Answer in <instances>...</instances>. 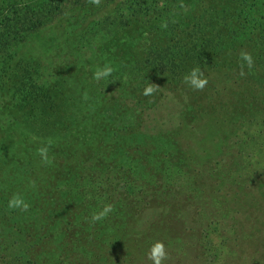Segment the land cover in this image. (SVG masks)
Here are the masks:
<instances>
[{"label":"rangeland","instance_id":"1","mask_svg":"<svg viewBox=\"0 0 264 264\" xmlns=\"http://www.w3.org/2000/svg\"><path fill=\"white\" fill-rule=\"evenodd\" d=\"M2 1L0 264H152L157 240L164 264H264V0ZM241 49L254 60L244 76ZM143 57L157 71L162 127L151 137L142 127L101 132L97 120L112 111L114 127H129L137 103H106L97 84H113L122 64L131 71ZM105 64L111 76L94 80ZM197 66L203 91L182 83ZM89 123L107 157L73 158L75 148L53 140V162L42 164L33 137L43 127L68 134ZM14 193L26 212L7 207ZM105 204L115 211L92 223Z\"/></svg>","mask_w":264,"mask_h":264},{"label":"trees","instance_id":"2","mask_svg":"<svg viewBox=\"0 0 264 264\" xmlns=\"http://www.w3.org/2000/svg\"><path fill=\"white\" fill-rule=\"evenodd\" d=\"M2 0H0V6H3V1L1 3ZM26 1H33V0H26ZM148 57V56H147ZM133 60V59H132ZM151 61V59L149 58L147 60L146 57H143L141 59H139V61H132V69L131 71H127V68L129 66L128 63L122 64V69L119 72V75L116 76V82H114L111 85H105V84H97V87L100 88V90H98V94H100L99 96H101V98L104 96L105 98L108 99V102L106 103H112L113 99L116 98H121L124 101L127 100V98H129V100H132V102L137 103V107L136 108H132L131 113L133 116H135V119H133L130 122V126H126L123 124H120L117 127H114L113 125V121H114V117L118 114L116 111H112V118H108V116H105V118H100L97 120L98 122H102L100 126H103L102 130H100L101 132L105 133V132H116L118 135H122V136H126L128 135L129 132L134 133L136 127L141 128L142 129H146L147 131H150V135L149 137H151V133L157 132L158 127H162V124L160 123V121H157L158 116H155L156 112H155V106L158 103V97L159 94L156 92L154 95L152 96H144L143 93V89L144 87L148 84V83H153V84H158L159 85V79L156 77V69L153 67V63L149 62ZM125 66V67H124ZM125 68V69H124ZM136 74L137 75V80H134L132 83L130 82H126L125 77L126 76H130L132 74ZM5 78H9L7 76V74L5 72H3L0 69V81L4 82ZM126 82V83H125ZM171 82H167V85H170ZM48 90H42L39 94V96H37V98L40 97H46L48 95ZM136 93H138V95H136ZM126 96H128L126 98ZM154 96V97H153ZM33 97V96H32ZM32 99V98H30ZM29 99V100H30ZM157 102V103H156ZM139 104V107H138ZM33 107V105L29 104V107ZM55 112L52 111L51 114H54ZM137 114L134 115V114ZM55 115V114H54ZM111 119L112 122H110L109 120ZM18 122H14V124L10 125L8 128L12 127L17 129V135H20L22 132H18L19 129L21 128V126L17 125ZM71 128V127H70ZM92 128L91 123H89L88 125L85 124L84 126L80 125L79 126V130H73L71 133H66L67 130L62 126V125H57L55 124L53 127L49 125V127L47 126V128L43 127L42 131L40 130L38 134H35V137L37 139V143L44 145L48 139H51L52 141H61V147L64 148L65 146L71 147V148H75L73 149L74 152V156H72L73 158H79V155H86L87 157H96L98 156V154H100L101 156L107 157L108 153L107 151H105V147L107 146V144H102L101 141L97 142L95 140V137H93V133L90 132V129ZM1 131V130H0ZM77 132H84V134H77ZM46 133V134H45ZM63 133L67 134V137L71 136L75 137L77 136V142L76 140H73L74 138L70 139V141L65 140V138L61 137L60 135H62ZM26 134V133H25ZM105 136V135H103ZM116 136V135H114ZM113 136V137H114ZM15 138V137H14ZM19 138V136H18ZM13 139V137H12ZM14 140V139H13ZM82 140V144H78L80 143L79 141ZM66 141V142H65ZM148 141H150L151 144H156V142L153 139H149ZM133 142V140H132ZM146 142V141H145ZM134 143V142H133ZM64 146V147H63ZM139 147H142L141 144L138 145L137 149H140ZM50 148H56L54 147V143L52 144V146ZM118 148H120V146H118ZM154 148H157V145L154 146ZM11 158L12 156L9 155ZM8 158V154L6 156ZM13 159L14 156H13ZM87 158H85L86 160ZM120 159V158H119ZM98 163L100 164V160L98 161ZM108 163H110L109 165H101L103 166L104 170H109V169H113L115 168V166L113 165V160H108ZM123 166H119L118 169H123ZM264 181V179H263ZM119 185H124L123 182L118 181L115 182L114 184H109L106 188V191H112L113 189H115L116 187H118Z\"/></svg>","mask_w":264,"mask_h":264},{"label":"clouds","instance_id":"3","mask_svg":"<svg viewBox=\"0 0 264 264\" xmlns=\"http://www.w3.org/2000/svg\"><path fill=\"white\" fill-rule=\"evenodd\" d=\"M90 4H93L95 6H99L101 3V0H88ZM163 4H161V7ZM181 8H184V4H180ZM174 22V21H173ZM168 24L167 22H163L161 24L162 28H167ZM239 58L242 61L240 64V75H245V67H247L249 70L252 69L254 66V60L252 57V54L250 52H247L243 49H241L239 53ZM114 68L111 66V64H105L102 67H97L96 71L93 73V79L96 81H100L102 79H106L107 77L111 76L113 73ZM182 83L188 85L193 90L196 91H203V89L208 84V79L205 76L204 72L200 67H193L186 75L183 76ZM160 87L153 83H148L144 89H143V95L144 96H152L157 91H159ZM86 98V97H85ZM33 139H36L33 137ZM53 141L51 139H48L47 142L42 145L41 147L37 148L36 153L41 158V162L44 165H51L53 162L54 157L49 156V149L52 146ZM32 187H35V181L31 182ZM7 207L12 210H20L23 212H26L30 204L27 202L25 197L20 193H14L8 200ZM115 211V207L113 204H105L103 208L98 211L94 212L91 216V222L96 223L99 221H102L108 217V215ZM147 259L152 262V264H164V261L169 259V253L166 249V246L164 242L162 241H155L151 244L148 252H147Z\"/></svg>","mask_w":264,"mask_h":264}]
</instances>
